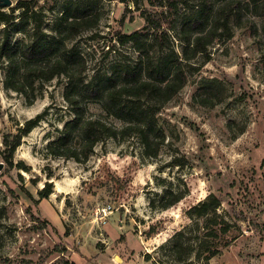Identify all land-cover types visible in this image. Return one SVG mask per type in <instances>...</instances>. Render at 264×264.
Here are the masks:
<instances>
[{"label":"rangeland","instance_id":"obj_1","mask_svg":"<svg viewBox=\"0 0 264 264\" xmlns=\"http://www.w3.org/2000/svg\"><path fill=\"white\" fill-rule=\"evenodd\" d=\"M6 1L11 5L2 6ZM18 1L0 0V9L12 13ZM71 1L38 0L46 32ZM92 3L101 15L99 25L68 43L85 56L87 79L109 72L124 56L136 60L133 44H121L119 37L140 30L143 13L152 9L144 0ZM253 19L255 27L238 26L233 19V37L216 40L207 56L193 61L196 70L186 86L159 114L166 140L156 158L144 155L137 136L100 143L83 164L50 156L48 142L73 117L64 98L65 78L37 83L30 102L4 87L0 59V264H184L172 246L187 239L179 232L203 236L206 217L187 212L210 194L222 199L217 212L232 227L226 235L231 244L208 264H264V18ZM4 27L0 22V38ZM32 27L30 22L26 33L11 27V39L29 40ZM174 45L181 51L179 40ZM214 79L224 99L202 106L195 96ZM87 107L83 102L86 116L105 113L98 103ZM39 114L45 120L22 139L10 167L4 136L17 134ZM175 158L187 164L174 166ZM46 184L52 193L42 199ZM171 189L188 192L177 204L160 208ZM185 264L206 261L195 250Z\"/></svg>","mask_w":264,"mask_h":264},{"label":"trees","instance_id":"obj_2","mask_svg":"<svg viewBox=\"0 0 264 264\" xmlns=\"http://www.w3.org/2000/svg\"><path fill=\"white\" fill-rule=\"evenodd\" d=\"M92 1H71L56 19L51 33L44 30L45 15L37 10L38 0H19L12 13L0 9V22L5 24L0 38L4 87L26 95L31 102L37 83L64 77V98L72 108L73 117L48 142L47 153L82 164L89 161L100 143L109 139L122 142L133 136L140 139L145 156L156 158L166 140L159 114L186 86L188 74L196 70L193 61L207 56L216 40L233 37V19L238 26L255 27L253 18H264V0H144L152 9L143 13V27L119 37L121 44H133L138 52L136 60L124 56L109 72L96 73L87 79L85 56L68 43L80 32L99 25L101 15ZM180 8L184 12L179 17ZM16 10H20L18 15ZM246 14H249L247 19H243ZM30 22L33 23L30 39L13 41L11 27L26 33ZM172 38L181 42V51L175 48ZM221 87L218 80L207 81L195 100L202 106L214 107L224 99ZM83 102L86 107L98 103L105 113L86 116ZM111 119L123 125L117 126ZM44 120V115L39 114L27 120L17 134L4 136L5 161L10 167L22 139ZM186 164L179 158L172 161L174 166ZM187 192L166 190L158 206L168 209ZM51 193L50 184H46L39 196L48 199ZM221 205L222 199L210 194L187 212L190 217H206L204 233L201 237H191L197 238L196 244L190 241V236L179 232V236L187 239L172 246L178 262L185 264L189 255L198 250L199 258L208 264L231 244L226 235L232 225L218 214ZM153 206L157 207L155 200ZM196 227L200 229V225ZM146 258L150 260L151 256L146 254ZM21 263L35 264L31 260Z\"/></svg>","mask_w":264,"mask_h":264},{"label":"water","instance_id":"obj_3","mask_svg":"<svg viewBox=\"0 0 264 264\" xmlns=\"http://www.w3.org/2000/svg\"><path fill=\"white\" fill-rule=\"evenodd\" d=\"M10 5H11L10 1H6V4L2 6H10Z\"/></svg>","mask_w":264,"mask_h":264}]
</instances>
